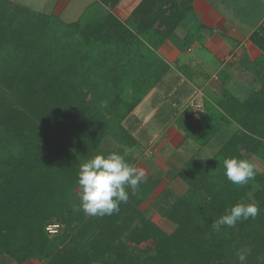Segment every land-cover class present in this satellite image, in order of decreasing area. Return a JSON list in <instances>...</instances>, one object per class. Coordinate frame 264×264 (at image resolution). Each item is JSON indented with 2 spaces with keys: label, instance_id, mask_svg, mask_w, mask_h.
<instances>
[{
  "label": "trees",
  "instance_id": "trees-1",
  "mask_svg": "<svg viewBox=\"0 0 264 264\" xmlns=\"http://www.w3.org/2000/svg\"><path fill=\"white\" fill-rule=\"evenodd\" d=\"M54 18L43 16L31 28L0 13V258L15 264H264L257 259L264 257V174L234 185L223 166L229 157L264 163V29L250 37L262 53L252 64L262 87L245 101L228 90L218 101L206 100L201 120L185 128L203 147L223 125L239 130L208 163L184 165L175 179L184 188L160 196L153 220L141 210L155 188L144 190L146 183L134 195L129 189L128 202L112 215H86L75 191L77 173L109 135L134 146L121 125L126 106H137L156 84L148 68L166 39L182 24H194L193 0H143L130 27L105 10L96 12L95 25L58 26ZM254 190L255 218L212 226ZM50 225L64 227L63 234H50ZM148 242L151 249H140ZM241 250H247L244 261Z\"/></svg>",
  "mask_w": 264,
  "mask_h": 264
},
{
  "label": "rangeland",
  "instance_id": "rangeland-1",
  "mask_svg": "<svg viewBox=\"0 0 264 264\" xmlns=\"http://www.w3.org/2000/svg\"><path fill=\"white\" fill-rule=\"evenodd\" d=\"M86 1L88 2V0H71L70 7L72 6L71 10L73 12L71 21L66 18L68 8L66 0H0V13L4 17H13L17 22L23 23L25 26L31 28H38V24L43 16L50 17L51 15L55 16L53 22L58 26L70 25V22L78 21L80 17L81 20H83V22H81L82 24L88 21L95 25L96 22L93 21L96 14V8L91 7L86 9L83 13ZM175 1H177V3H181L184 0ZM210 1L213 2L217 8H220V6L222 8V0ZM224 3L227 6L225 7L229 10V13L231 12V6L234 8L236 7L238 11L243 7L241 10L247 12V7L254 3L256 6H253L252 14H259L261 17L264 15V0H225ZM125 17L126 15L123 16V18ZM178 39L179 38H176V40ZM223 48L226 47L223 46L222 49ZM237 48L238 45L233 46L232 44L230 55H233L234 50L235 52L232 58H238V55L241 54L242 61L245 59L244 63L251 59V55L253 57L255 55V50L251 49L250 52L248 51V53L244 56L243 52H237ZM228 49L229 48H227V50ZM248 55H250V57H248ZM176 56L178 58L177 54H175L174 57ZM231 60L234 61L233 59ZM236 69L237 68H233L231 75L234 74ZM250 75L253 76L252 79H248ZM146 76L150 75L147 73ZM236 77V79H232L230 82L231 88L225 85V89L230 90L235 95L237 94V97L240 96V99L243 101L262 87L261 82L257 80V75L255 73L253 74L251 70H243ZM196 81V84L199 85L198 88L205 86V82L203 80L196 79ZM218 83H216V85ZM133 85L130 87V91L129 89L128 91L132 92L134 95L136 94L134 93L136 89ZM179 87L180 86L177 88L167 87L165 93L167 101H165V103L163 101L159 102L160 109L156 110L157 112L154 115L153 110L155 109H149L145 106V104L148 101H155L154 95L156 94L149 96L147 101L145 99V95L141 96L139 99L140 103H138L134 108H132V104L126 106L127 115L121 125L124 126V128L128 131L127 133L130 135L127 138L131 137V139L135 141L133 147H129L128 144L122 143L120 140L115 138V136L109 135L105 138L99 150V154L103 153L105 155L110 152L120 153L138 169H143L144 177L140 185L143 183L147 184H144L146 185L144 190H148L149 188L151 189L152 186L155 188L151 190L150 195L141 205V210L146 214V216L153 220L157 217V213L161 205L160 196L165 191L167 192L173 190L179 193L180 189L184 188L179 181L176 182L175 180L184 165L191 159H197L203 165L208 163L219 151L222 144H224L239 130V127L237 128L235 125L230 128L223 125V128L219 132L215 133V136L212 138V142L207 147H203L196 141L190 139L186 135L185 128L193 126V124H196L201 120L203 115L206 113V101H203V95L199 92L196 93V96L194 95L195 91H197L196 89L194 91L189 86V88L179 91ZM214 87L215 94L221 97L223 94L222 86L217 85ZM147 92L149 93V91ZM211 93L212 92L207 91V94L204 93V96L210 98L209 95ZM0 95L2 94L0 93ZM158 97L159 95L157 98ZM157 103L158 102L155 103V106H157ZM215 105H217V102ZM150 113L152 116H150ZM183 118H188V120H182ZM195 130L196 129H194V132ZM118 131L119 130L116 132ZM250 162L255 165L256 171L264 174V163L259 158L253 156ZM249 182L251 183L252 181L250 180ZM75 191L78 194V187L75 188ZM254 192L255 190L249 193L248 197L241 203H254ZM78 202L80 205L79 197ZM63 231L64 227H61L58 235H62ZM152 247L153 243L148 242L147 244L141 246L140 249H151ZM0 264L11 263L3 258H0ZM27 264H46V261H31Z\"/></svg>",
  "mask_w": 264,
  "mask_h": 264
},
{
  "label": "crops",
  "instance_id": "crops-1",
  "mask_svg": "<svg viewBox=\"0 0 264 264\" xmlns=\"http://www.w3.org/2000/svg\"><path fill=\"white\" fill-rule=\"evenodd\" d=\"M142 2L143 0H108L107 2L88 0V2H85L83 13L86 9L91 7L96 8V12L105 10L116 17L120 22L130 27L129 22L131 21L132 15ZM221 2H223L221 3L222 8L221 6L217 8L210 0H193L194 24H182L166 39L159 50H157L159 59L152 60L151 66L148 69L152 70L154 79L158 80L147 96H145L147 101L149 96L156 94L154 95L155 101H148L145 104L149 109H155L153 110V115L157 112L156 110L160 109L159 102L163 101L165 103V101H167L165 94L167 87L177 88L180 86L179 91H181L190 86L194 91L195 89L197 90L195 91V96L196 93L199 92L203 95V101L207 100L212 102L213 98L214 101H218L220 98V96L215 94L214 86L221 85L223 91H225L228 90L225 89V85L231 88L230 82L232 79H236V76L243 70L245 71L248 69L251 70L253 74L255 73L253 68L254 65L252 64L261 57L262 53L257 46L252 43L250 37L260 28L264 29V15L261 17L259 14H252L253 6H256V4H254L255 2L248 7L246 6L247 12L241 10L243 7L238 11L236 7L234 8L231 6L230 13L224 3L225 0ZM66 3L68 6L66 18L71 21L73 15L71 10L72 6L70 7L71 0H66ZM99 5H101L103 10L100 9ZM124 15H126L125 18H123ZM80 20L81 17L78 21ZM78 21L70 22L69 24H74ZM87 23L89 24L90 22L87 21ZM196 23L203 28L197 30L198 25ZM176 38L179 39L176 40ZM143 41L146 42L144 39ZM232 44L233 46L238 45L237 52H243L244 56L248 51L250 52L251 49L255 50L254 57L251 55V59L246 61V63H244L245 59L242 61L241 54L238 55V58H232L235 52L233 50V55H230ZM223 46L226 48L222 49ZM227 48H229V51ZM175 54L178 55V58L177 56L174 57ZM248 57H250V55H248ZM233 68L237 69L234 74L231 75ZM252 77L253 76L250 75L248 79H252ZM199 78L205 82V86L202 88H198L199 85L196 84V79L200 80ZM216 83L218 84L216 85ZM207 91L212 92L209 95L210 98L204 96V93L207 94ZM228 91L232 93L230 90ZM232 94L237 97V94ZM158 95L159 97L157 98ZM237 98L240 99V96ZM156 102H158L157 106H155ZM150 116H152L151 113ZM185 119L188 120V118H183L182 120ZM8 262L15 264L10 261Z\"/></svg>",
  "mask_w": 264,
  "mask_h": 264
},
{
  "label": "clouds",
  "instance_id": "clouds-1",
  "mask_svg": "<svg viewBox=\"0 0 264 264\" xmlns=\"http://www.w3.org/2000/svg\"><path fill=\"white\" fill-rule=\"evenodd\" d=\"M224 174L234 185H245L256 175L255 165L247 159L229 157L223 160ZM78 197L80 208L86 215H112L119 211L121 203L129 200V191L134 195L143 181L144 171L130 163L124 155L101 153L79 164ZM259 213L255 203H237L225 209V214L214 220L213 227H234L241 219L255 218ZM219 230V228H217ZM246 259L247 250L238 253ZM264 261V257L257 258Z\"/></svg>",
  "mask_w": 264,
  "mask_h": 264
},
{
  "label": "built area",
  "instance_id": "built-area-1",
  "mask_svg": "<svg viewBox=\"0 0 264 264\" xmlns=\"http://www.w3.org/2000/svg\"><path fill=\"white\" fill-rule=\"evenodd\" d=\"M60 226L59 225H50L47 230L50 234L55 235L59 233Z\"/></svg>",
  "mask_w": 264,
  "mask_h": 264
}]
</instances>
